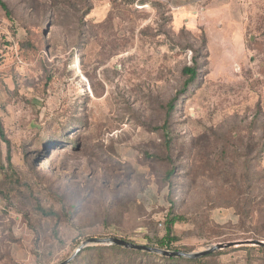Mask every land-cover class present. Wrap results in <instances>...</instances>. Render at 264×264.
I'll return each mask as SVG.
<instances>
[{"label": "rangeland", "instance_id": "1", "mask_svg": "<svg viewBox=\"0 0 264 264\" xmlns=\"http://www.w3.org/2000/svg\"><path fill=\"white\" fill-rule=\"evenodd\" d=\"M0 123V264L264 242V0H0Z\"/></svg>", "mask_w": 264, "mask_h": 264}, {"label": "trees", "instance_id": "2", "mask_svg": "<svg viewBox=\"0 0 264 264\" xmlns=\"http://www.w3.org/2000/svg\"><path fill=\"white\" fill-rule=\"evenodd\" d=\"M2 7H4L1 4ZM183 76H186L187 79L183 84V90H186L190 84H192L197 78V71L195 67H184L182 69ZM0 139L3 140L7 144V140L5 139L3 129L0 123ZM180 218L178 216H171L170 214L167 216L165 220V236L162 240H160L158 247L159 249L169 251L170 243H171V234L172 228L175 223L179 222ZM260 251L264 252V247L259 246L256 247ZM99 251V252H111L116 253L118 256H123L127 259L133 258H152L154 260H77L83 252H90V251ZM157 259V260H156ZM186 263V264H197L198 260L196 259H183V258H167L158 256L155 254L136 251V250H129L124 249L118 246H88L82 249L75 257L74 260H71L69 264H173V263Z\"/></svg>", "mask_w": 264, "mask_h": 264}, {"label": "water", "instance_id": "3", "mask_svg": "<svg viewBox=\"0 0 264 264\" xmlns=\"http://www.w3.org/2000/svg\"><path fill=\"white\" fill-rule=\"evenodd\" d=\"M249 244L252 246H262L264 247V242L261 241H245V242H231V243H226V244H216L202 252L198 253H185L181 251H166L162 250L159 248L155 247H149L146 245H139L135 244L129 241H125L123 239L115 238V237H110V238H89L86 239L84 242H82L76 250L73 252V254L65 261L59 263V264H69L71 260L85 247L88 246H118L124 249H129V250H136V251H142V252H147L151 254H157L162 257H167V258H185V259H199L201 257L207 256L217 250H222L224 248H229L235 245H240V244Z\"/></svg>", "mask_w": 264, "mask_h": 264}, {"label": "crops", "instance_id": "4", "mask_svg": "<svg viewBox=\"0 0 264 264\" xmlns=\"http://www.w3.org/2000/svg\"><path fill=\"white\" fill-rule=\"evenodd\" d=\"M183 8V7H182Z\"/></svg>", "mask_w": 264, "mask_h": 264}]
</instances>
